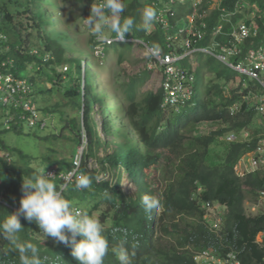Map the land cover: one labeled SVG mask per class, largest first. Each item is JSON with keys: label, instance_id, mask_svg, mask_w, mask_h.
Instances as JSON below:
<instances>
[{"label": "trees", "instance_id": "trees-1", "mask_svg": "<svg viewBox=\"0 0 264 264\" xmlns=\"http://www.w3.org/2000/svg\"><path fill=\"white\" fill-rule=\"evenodd\" d=\"M47 2L51 1L41 0L40 5L36 0V11L32 12L31 0H0V33L7 36V40L0 43V60L12 59L13 64L9 62L6 71L13 68L19 76L23 68H35L33 77L26 79L32 84L33 95L29 97L37 109L34 116L22 105L17 108L4 105L1 99L5 92L0 90V221L8 212L18 209L24 195L23 177L31 176L36 170L46 174L51 169L65 174L73 172L77 149L84 146L79 170L90 177L89 188L77 189L76 176L69 182L60 177L50 179L73 204L74 210L90 213L104 226L109 252L103 264H120L112 249L121 246L130 254L134 253L132 264H200L197 257L204 251L223 260L229 253H235L242 264H264V208L256 214L246 210L248 197L252 196L255 202L264 189V166H261L264 155L260 163L254 164V169L247 168L243 175L237 173L236 168L246 153L257 148L264 135V123L258 122L260 117L264 120V114L255 108L252 98L244 97L253 95L251 90L256 89V80L244 73L250 80L249 86L244 87L238 84L237 71L211 54L199 53V80L192 67L185 65L189 60L183 61V69L188 71L185 86L189 84L193 88L192 94L172 104L166 101L163 90L142 89L152 74L151 70H142L122 81L124 97L120 95L116 107L121 112V122L116 126L108 113L107 92L103 89L94 92L88 69L86 86L83 85L82 59L78 54L86 52L77 37L67 29L53 34L47 32L49 25L61 22L59 16L54 19L47 13ZM89 2L96 4L101 0ZM246 2L243 8L238 6V0L222 1L226 10H216L204 20L213 29L199 40L187 30L178 34L176 24L165 29L158 20L144 30L141 12L145 6L156 7L153 6L156 0H126L123 15L134 18L135 24L125 37L148 41L164 54H178L186 50L184 43L188 38L194 45L215 49L212 31L222 24L223 32L216 36L220 41L216 49L220 51L222 45L231 44L229 40L234 38L233 31L240 23L237 19L244 17L259 30L257 33L254 30V34L239 43L242 52L232 55V59L249 65L247 55L254 41L252 38L259 34L258 43L264 44V0ZM55 3L58 6L57 0ZM225 14H228L226 20ZM226 25L232 27L231 30ZM201 26L202 20L198 19L194 32ZM32 31L36 33L33 46ZM176 34L178 40L173 38ZM90 35L92 57L99 44L104 51L98 56L107 58L114 49L120 63L132 51V41L103 44L93 33ZM40 40L44 42L42 49L37 42ZM234 41L237 43L236 39ZM206 55L212 58L208 65L204 64ZM87 61H91L92 72L94 62ZM65 64H68L67 70H63ZM207 73H211L209 78H206ZM262 75L264 77V68ZM47 94H53L56 100L53 105L48 103ZM235 104L238 108L233 112L231 108ZM105 113L102 129L108 139L102 137L99 129V120L104 122L102 115ZM50 114L60 116L59 133L43 136L35 133L43 142L54 139L47 143L50 153L35 154L11 140L10 134L20 135L24 125L45 129ZM9 116L13 119L8 123ZM33 119H37V123L31 125ZM207 123L218 127L199 133L200 127ZM246 132L247 137L244 136ZM229 134L238 138L229 141L226 139ZM9 138L14 145L9 143ZM218 142L223 148L212 150ZM103 147H114V152L100 157L98 151ZM69 149L67 156L65 153ZM92 157L99 159L100 168L90 167ZM102 172L109 177L100 178ZM125 174L134 182V190L123 185ZM145 194L156 196L161 207L145 212L141 203ZM218 205L225 207L224 212L219 211ZM214 207L219 223H215L211 215ZM21 223L24 228L19 239L38 247L41 264H79L70 246L52 238L45 239L35 222L22 218ZM8 247L6 241H0V264H19L17 254L4 251Z\"/></svg>", "mask_w": 264, "mask_h": 264}, {"label": "clouds", "instance_id": "clouds-1", "mask_svg": "<svg viewBox=\"0 0 264 264\" xmlns=\"http://www.w3.org/2000/svg\"><path fill=\"white\" fill-rule=\"evenodd\" d=\"M126 7V0H101L99 3L92 4L90 15L86 18V23L89 25L90 31L100 40L109 39L110 34H114V37H111L114 41L128 42L135 40L134 38L125 37L126 33L131 32L135 24L134 18L123 15ZM187 7L190 6L188 5ZM170 9H173L175 12L174 14L177 15V12L174 8ZM160 10L163 9H158L156 11V9L151 6H145L143 8L141 12V26L144 30H148L152 26L153 22L158 20L157 14ZM188 14L189 11L187 12L186 9H184L182 12L184 20H187ZM165 17L169 22L168 15ZM184 23L185 22H183L182 27L179 28L178 34H180V31L182 32L187 29ZM177 25L178 24H176V26ZM163 28L170 29L169 27ZM210 29L212 30L213 28L208 27L205 34H207ZM212 33L214 35V30ZM178 34H176V36L173 35V38L178 40ZM136 40L141 42L143 46H146L148 50L147 60H145L146 68L142 70L152 71L151 78L147 82L148 86H150L149 83H153L152 85H154L150 89H154L155 91L158 89L163 90L166 101H170V98L173 95H177L179 100L182 99L184 94L185 96L183 98L190 97L193 88L189 87V84L185 86L184 81L188 77V71L183 69V61L188 59L191 63L193 71H196L200 65L199 53L213 54L207 51H197L184 57L176 58L186 53L188 49L186 42L184 43L186 45V50H184L182 53L172 54L167 52L164 54L162 50L155 48L148 41L140 39ZM192 45L208 50L213 49L198 46L196 44ZM216 47L215 51H218ZM152 49L159 50L161 58L155 57ZM103 51L104 49L102 52H99L100 54L98 55H102ZM220 51H222V49ZM166 55L173 56L174 61L167 60ZM213 56L214 58L218 59L215 55ZM227 56L228 57H226V59L218 60L233 70L241 72L229 66V63L233 62L236 64V62L232 59V56L229 54ZM193 57L198 63L196 66H194V62L192 60ZM99 58L101 59L102 57L99 56ZM102 60L103 63L107 62V59L105 60L102 58ZM180 61L181 64L179 65ZM87 69L83 70L84 86H86ZM254 80L258 82V85H256V89L251 90L253 95H245L244 97L246 99L252 98L254 101L253 105L257 109L255 103L257 99L254 95L261 94L260 90L263 91V87L257 79ZM242 86L248 87V82H242ZM228 92H230L229 89ZM237 108L238 104H235L232 106L231 111L234 112ZM259 112L260 114H264L261 111ZM259 121L260 123H264L263 117H260ZM246 133V136L244 133L245 137L248 136V132ZM230 135L233 134H229L226 138L227 140H229L228 137ZM237 138L238 137L235 135V139ZM262 139H264V135L260 138L258 146ZM258 146L251 152L259 154ZM84 149L85 148H83V151L81 152V156L84 153ZM246 161L247 160L245 157L242 158L240 164H238V168L241 166L245 167L244 162ZM51 176L52 175L50 174H46L45 171L36 170L31 176L27 178L23 177L22 191L24 192V195L20 200L18 209L11 213L8 212L3 220L0 221V241H6L9 245V247L4 249V251L17 254L19 256V264H41L38 247L30 241L21 242L19 239V234L24 228V225L21 223V219L23 218L28 222H35L40 229V233L45 237V239L52 238L57 243H63L66 246H70L71 254L79 262V264H103L104 258L109 252V241L104 235V226L95 216L91 215L90 213L86 211L74 210L73 204L64 197L62 190H58L55 182L50 179ZM90 185V177L87 175H81L77 178L75 186L77 189L83 190L89 188ZM259 200L260 197H258L257 202H255L253 205L257 204ZM141 203L145 212L148 213L161 207L160 200L153 195L145 194L141 198ZM263 208L264 205H261L258 207L257 211L259 212ZM112 251L116 255L120 264H132L131 256L134 255V253L130 254L126 247L121 246L119 248L112 249Z\"/></svg>", "mask_w": 264, "mask_h": 264}, {"label": "rangeland", "instance_id": "rangeland-1", "mask_svg": "<svg viewBox=\"0 0 264 264\" xmlns=\"http://www.w3.org/2000/svg\"><path fill=\"white\" fill-rule=\"evenodd\" d=\"M51 2H47L45 4L47 13H50L53 18L55 19L57 16H59V19L61 20V22H57L55 23L54 26L49 25L48 26V30L47 32L50 34L55 33L56 31L59 30H63V29H67L72 35H75L78 39V42L80 44V46L85 50V54L84 55H80L78 54L79 57H81L82 59V69H89L90 73H91V79H92V86L94 89V92L96 91H100L101 89H103L104 91L107 92V97H106V101L108 103L107 108H108V113L110 115V118H112V122L116 123L115 125L118 126L121 122V112L116 108L118 101H120V95L124 97V94L122 92L123 89V84L122 81L124 79L129 80L130 76L129 75H135L141 72L142 69L146 68V64H145V60H147V48L146 46H141V42H139L138 40H132L133 41V46H132V51L128 54L127 59L125 61H123L122 63H119L117 61V54L113 51L109 54V57L104 58L105 60L107 59V64L103 65V60L102 58L100 59L98 54H100L99 52H102L103 50V45L99 44L97 46H95L96 48L94 49L95 52V56H91L92 54V46L90 44V34L92 33L90 31L89 25L86 23V18L90 15V9L92 4L89 2V0H57L58 6L56 5L55 1L56 0H50ZM190 1V0H187ZM36 0H31V3L33 5V9L32 12L36 11L34 8V4H35ZM141 2H145V0H141ZM156 4L153 6L154 9H156V11L158 9H163V10H167L170 8H174L177 12V17L174 18V16L172 15L171 12L167 13L168 18H169V28L173 27L175 24L177 25V30H179V28L182 27L183 22H185L184 24H187L188 19L184 20L183 16H182V12H183V8L182 5L177 1L176 4L172 3L171 0H156ZM39 3L41 5V0H39ZM95 4V3H94ZM186 11H189V7L186 9ZM57 13V15H56ZM211 15V12H208V14L206 15V17H209ZM244 17L237 19L238 22L244 21L245 19H243ZM184 20V21H183ZM229 22V21H228ZM226 28H228L229 30H231L232 27H230L229 25L225 26ZM184 28V27H183ZM188 31H190V27L189 25H187ZM185 29V28H184ZM187 30V29H185ZM59 34V33H58ZM61 34V33H60ZM36 33L35 31H32V41H31V45L33 46L35 44V37ZM111 37L112 34H110V38L106 39V40H101L103 42V44H112L114 41ZM252 39H254V41H252V44H250V49H260L262 51H264V44H259L258 41L260 39L259 34L254 36ZM100 40V39H99ZM214 40V39H213ZM105 41V42H104ZM39 44V48L42 49L43 47V41H37ZM215 42V40H214ZM216 44V43H215ZM252 46V47H251ZM251 56L253 55V53L250 54ZM206 59L204 60V64H207V62L209 60H211V56L210 55H206ZM87 59L92 60V62H94V69L91 72V61H87ZM193 62H194V66H196L198 63L197 61L194 59V57L192 58ZM101 62V63H100ZM211 64H214V62H211ZM186 66L191 67V63L189 61H187L185 63ZM203 65V63L201 64ZM208 65V64H207ZM68 68V64H65V66L63 67V70H67ZM200 69L201 66L198 67V69L195 71V74L199 80V73H200ZM35 68L33 66H29L28 68L25 67L21 70L20 72V76L24 79H30L33 77V75L35 74ZM211 76V73H207L206 74V78H209ZM236 78L238 81V84H241L243 81H247L249 82L250 80H248V77L242 73V72H236ZM255 83L258 82L254 81ZM153 83H149L150 86H148V84H144L142 86V89L147 90L152 88ZM233 84L234 81H232L230 83V86L233 88ZM48 87L51 86V83L47 84ZM261 94H263L264 90H260ZM49 99V104L53 105L54 102H56V100L54 99L53 94H47ZM2 94H0V98H1ZM39 105L42 103V96L39 95ZM34 101V97L32 98ZM105 99V97H104ZM122 100V99H121ZM42 106V105H40ZM95 107H98V103L95 105ZM67 112H71L69 109H65ZM77 112V111H76ZM71 114H73V112H71ZM103 121L99 120L100 124H99V129L101 130V135L103 138L108 139V136L106 135V132L103 128V124L106 121V113L103 115ZM260 122V121H258ZM47 123L48 126L45 129H39V128H32V127H28L27 125H24V129L22 130L20 135H14V134H10V138L11 140H14L15 142H19L20 143V147L23 148L24 150H28L30 152H33L35 154H45L46 152L50 153V150L47 149V143L48 142H52L53 140L49 139V141H45L43 142V140L38 137H35V133L38 132V134L40 135H46V134H53V133H57L58 131L61 130V125H62V121L60 119V116L57 115L55 116L54 114H50L49 117H47ZM258 125V124H257ZM218 127L217 124H203L200 129H199V133H205L210 131L211 129H214ZM59 133V132H58ZM247 135V133H245V136ZM9 138V143L11 145H14V143L10 140ZM60 137L57 139L59 140ZM87 140V138H86ZM66 143H68V141H66ZM46 148H45V147ZM58 149L60 148L59 145H57ZM84 146L82 147H78L77 149V155L75 156V160L79 159V156H81V152L83 151ZM114 147H103L101 148L100 151H98V155L100 157H104L110 153L114 152ZM218 148H223L222 144H220L219 146V142L213 147L212 150H217ZM67 156L70 155V149L67 150V152L65 153ZM60 155V154H59ZM246 158V160H250V164H252L253 159L256 157V159L254 160L255 164L260 163V161H262V157L263 155H260L258 153H253L250 152L246 155L243 156V158ZM242 160V159H241ZM89 164L91 168H100V161L99 159H97L96 157H92L89 160ZM244 162L245 166H248L249 163ZM241 162V161H240ZM240 162L238 164H240ZM261 166H264V163H261ZM260 165H257V168L261 167ZM238 167V165L236 166V168ZM252 166L250 165L249 169L252 170ZM124 167L122 168V171L124 172ZM262 170H264V167H262ZM107 178L109 177V175L105 174L104 172H102L100 174V178ZM122 183L126 188H131V190H134V182L132 180H129L126 178V174L123 176L122 179ZM66 185V184H65ZM65 187V186H64ZM257 202V201H255ZM254 202V198L248 197V200L246 202V210L247 213L250 214H256L258 213V211H252L251 207L252 205L255 203ZM218 207L221 209L219 211L224 212L225 207H223L222 205H218ZM253 209H256V206H253ZM218 211L216 210V213L213 211L212 212V217L214 219L217 218V213ZM212 218V219H213ZM39 236L43 237L41 234H39ZM262 239V236L259 238V240Z\"/></svg>", "mask_w": 264, "mask_h": 264}, {"label": "built area", "instance_id": "built-area-1", "mask_svg": "<svg viewBox=\"0 0 264 264\" xmlns=\"http://www.w3.org/2000/svg\"><path fill=\"white\" fill-rule=\"evenodd\" d=\"M171 1L174 4H176L178 1L182 5V8L184 9H187L188 5L190 6L189 14L187 16V19H188L187 24L190 27V31H188L189 28H187V31L190 32L194 36L197 35L198 36L197 39H201L205 35L208 29V23L204 21L207 18L206 15L208 14V12H211L212 14L216 10H221V11L226 10L225 7L222 6L223 4L222 1L224 0H190V1L171 0ZM246 4H247L246 0H238V6H241L244 8ZM169 12H171L172 15L175 13L173 9H168V10L165 9V10H160L159 13L157 14L158 21L161 24H163V27L169 26V22L167 21L165 17L167 13ZM228 14H231V13L229 12ZM228 14L223 15L225 20L227 19ZM198 19L202 20V26L200 27L199 31L194 32V28L196 26V22ZM222 26L223 25L221 24L218 26L217 29L214 30L215 37L213 39L215 40L216 46H219L218 44L220 41L217 40L216 36L223 32L221 31ZM254 30L257 33L259 28H257L256 25L248 24L246 20L240 22L238 26L236 27V29L233 31L234 38L229 40V43L231 44L222 45L221 47L222 51H215V49L208 50L204 48L195 47L192 45L191 39L188 38L186 40V45L188 48L186 53L176 58H181V57H184L186 55L192 54L197 51H207L215 55L218 59H221V60L226 59V57H228L227 56L228 54L232 56V55H236L242 52L241 48L239 47V43L241 44L244 41V39L254 34L253 32ZM197 39L195 40V42L197 41ZM235 39L237 40V43L234 41ZM6 40H7V36L3 33H0V43ZM152 52L155 57L161 58L159 50L152 49ZM251 53H253L252 56L250 55ZM166 58L169 61H174V58L171 55H166ZM9 62L13 64L12 59H9L8 61L0 60V90L5 92L1 100L4 105L9 106V107L13 106L14 108H17L18 106L22 105L26 110H31L34 116H36L37 114L36 105L31 102L32 100L29 97V95L30 96L32 95V84L27 79H24L21 76L17 75L16 72L13 70V68L10 69L9 71H6V68ZM247 62L249 63V65H245L244 63H241V62L234 64L232 62V63H229V66L235 68L236 70L246 73L253 79H257L261 83L263 90H264V77L261 74L262 69L264 68V51L260 49L259 50L251 49L249 51V55H247ZM184 96L185 94L182 96V98ZM254 96L257 99V101L255 102L257 109L264 113V94H255ZM178 100H179V97L177 95H173L170 98V101L172 103L178 102ZM21 117L25 118L26 116L21 115ZM12 119H13V116H9L7 117L6 120L9 123V121H12ZM36 123H37V119H33L30 122L31 125H34ZM43 125H45V122L43 123ZM228 139L229 140L235 139V135L234 134L230 135ZM258 152L260 155L264 154V139L260 141V144L258 146ZM254 160L255 158L253 159L252 164H250L249 162L250 160H248L247 161V163H249L248 166H245V167L241 166L239 168L237 167L238 173L240 175H243L246 169L250 167V165L253 167L252 169H254L256 165ZM75 163H76L75 170L69 174L60 173L55 169H51L47 171V174L52 175L51 177L53 178L60 177L66 180V182H69L73 178V176H76V178H78L79 176L84 175L79 170L80 163H81L80 156H79V159L75 160ZM261 205H264V189L260 191V200L257 204H255L256 209H253V206H254L253 205L252 210L257 211L258 207H260ZM214 209L216 208L214 207L213 211ZM219 221L220 219H215V223H219ZM197 258L200 260V264H242L241 260L237 258L235 253H229L226 259L223 260V259H220L219 257H216L210 254L207 251H204L200 253Z\"/></svg>", "mask_w": 264, "mask_h": 264}]
</instances>
